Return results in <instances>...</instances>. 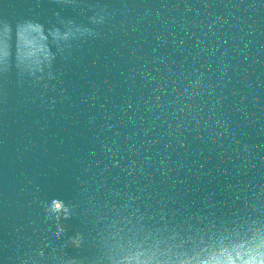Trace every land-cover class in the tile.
<instances>
[{
	"label": "water",
	"instance_id": "95a60500",
	"mask_svg": "<svg viewBox=\"0 0 264 264\" xmlns=\"http://www.w3.org/2000/svg\"><path fill=\"white\" fill-rule=\"evenodd\" d=\"M0 264H264V0H0Z\"/></svg>",
	"mask_w": 264,
	"mask_h": 264
}]
</instances>
